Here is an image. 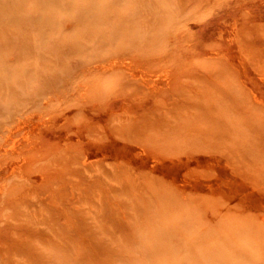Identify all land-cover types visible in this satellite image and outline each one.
<instances>
[{
    "label": "rangeland",
    "instance_id": "374dc122",
    "mask_svg": "<svg viewBox=\"0 0 264 264\" xmlns=\"http://www.w3.org/2000/svg\"><path fill=\"white\" fill-rule=\"evenodd\" d=\"M170 2L160 52H67L65 81L0 114V264H117L170 215L264 264V0Z\"/></svg>",
    "mask_w": 264,
    "mask_h": 264
},
{
    "label": "bare ground",
    "instance_id": "6f19581e",
    "mask_svg": "<svg viewBox=\"0 0 264 264\" xmlns=\"http://www.w3.org/2000/svg\"><path fill=\"white\" fill-rule=\"evenodd\" d=\"M79 2L81 0H0V114L15 110V103L23 98L31 99L40 93L32 88V83L41 82L43 92L57 87L60 80L65 81L73 68L70 60L65 59L67 52L78 54L80 62L86 64L113 54L160 52L161 36L153 26L169 23L176 16L170 0ZM25 10L29 11L27 16L23 15ZM167 10L170 11L166 13ZM163 12L165 17H161ZM65 21L70 23L71 30L62 35L61 25ZM29 28H34V36ZM7 55L16 57L15 65L7 62ZM166 225L168 229L140 227L117 264H147V261L152 264H231L237 259L232 252L218 259L214 254L217 249L209 250L203 239L196 246L186 219L170 215ZM178 235L185 238L183 247L179 248L184 253L180 262L175 260L179 251L168 243L171 239L180 240ZM243 249L250 259L249 264H257L256 253ZM129 251L133 257L129 256ZM260 255L264 257V253ZM224 258L230 262H225Z\"/></svg>",
    "mask_w": 264,
    "mask_h": 264
}]
</instances>
